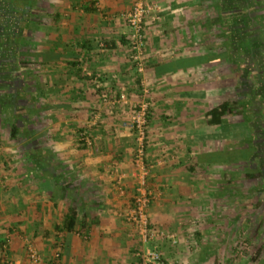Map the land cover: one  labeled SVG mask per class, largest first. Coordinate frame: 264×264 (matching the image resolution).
Returning <instances> with one entry per match:
<instances>
[{"label": "crops", "instance_id": "1", "mask_svg": "<svg viewBox=\"0 0 264 264\" xmlns=\"http://www.w3.org/2000/svg\"><path fill=\"white\" fill-rule=\"evenodd\" d=\"M135 1L33 0L39 25L33 12L25 58H36L40 78L31 76L33 66L25 73L27 89L38 90L33 95L44 106L43 142L39 148L30 145L25 178L19 172L14 182L5 178L6 185L0 184V264H35L30 245L40 264H73L79 254L86 260L93 246L105 253L111 245L114 254L116 244L125 245L127 264H138L143 244L126 214L137 188L132 115L143 101L150 104V222L180 232V218L186 216L181 202L205 195L207 180L199 170L225 159L223 150L209 149L226 137L209 125L208 113L223 102L227 53L235 59L233 86L255 107L252 121L261 125L251 129L264 132V64L257 65L253 49L255 39L264 40V0H151L160 12L145 22L143 75L131 59L127 15ZM69 218L73 225H66ZM192 232L201 240V231ZM80 234H87V241H80ZM181 242L162 243L165 256Z\"/></svg>", "mask_w": 264, "mask_h": 264}, {"label": "rangeland", "instance_id": "2", "mask_svg": "<svg viewBox=\"0 0 264 264\" xmlns=\"http://www.w3.org/2000/svg\"><path fill=\"white\" fill-rule=\"evenodd\" d=\"M35 13L38 15L39 25L40 11L38 7ZM38 25H36L37 30L40 29ZM32 36L36 41L37 37L39 38V33H34ZM37 43L39 45V41ZM26 62L28 63L26 64ZM26 62V69L33 66L31 76L39 79V64L36 63V58L33 61L26 60ZM32 62L33 65H31ZM224 64L226 87L223 102L239 100L238 98L244 93L239 95L233 86L232 60L226 56ZM34 81L33 84L36 83L39 89L40 85ZM241 91L243 90L241 89ZM28 92L30 100L27 105L28 114L24 121L19 122L14 119L12 122H8L0 118V184L3 183V185H6L8 179H12L14 182L13 174L19 172L20 178H25V173H28L26 163L29 155L27 151L30 150L31 144L39 148L43 142L40 113L44 111V106L40 103L39 97L38 100H35L33 95L38 90L33 89ZM237 108L238 114L232 124L238 125L239 130L236 134L244 135L245 127L241 108ZM254 108L250 107L249 109V113L253 117ZM240 125L243 126V129ZM256 125L257 127L261 126L258 125V122L252 121L251 127ZM13 126L19 127L21 130V135L17 140L11 137ZM31 132L34 136H31ZM250 134L252 138L254 136L255 148L250 151L249 161L243 159V152L247 146L246 140L241 136L225 138L219 143L210 145L209 149L223 150L225 154L221 157L225 159L218 166L208 165L203 171L199 170L198 175H203L204 180H207L206 190H203L205 195L201 201L190 202V204L181 202L183 209L186 208L185 211L182 209V213H185L186 216L180 218L183 224L181 226L184 227L181 230L182 233H180L181 231H176V233L179 234L180 239L183 238V242L178 249L170 248L165 251L166 254H170V259L177 260L182 264H204L206 262L208 264H264V132L262 129H258L257 132L252 130ZM36 157H32L33 162H36ZM226 158H231V160ZM208 159L212 160L213 157L210 156ZM190 205L191 210L189 209ZM190 230L191 232H188ZM194 230L201 231V240L193 237L191 233ZM77 237L82 242L87 241V238L85 239L87 234H80ZM136 240L140 243V239ZM193 244H197L199 248L195 245V249H189L188 247H193ZM143 247L142 245L139 248ZM146 247H150V245ZM111 248V245H106V252L101 253L98 248L93 246L86 253V260L79 254L74 256L73 264H127L130 256L125 257V245L116 244V250H113L114 254H110L109 249ZM176 256L177 258H175Z\"/></svg>", "mask_w": 264, "mask_h": 264}, {"label": "built area", "instance_id": "3", "mask_svg": "<svg viewBox=\"0 0 264 264\" xmlns=\"http://www.w3.org/2000/svg\"><path fill=\"white\" fill-rule=\"evenodd\" d=\"M160 7L151 0H136L131 12L127 15V22L131 29L130 48L132 63L141 75L146 72L145 50L147 47L145 36V22L149 15H157ZM107 98V97H106ZM125 101L127 97L122 95ZM150 104L143 101L137 105L132 115V127L137 137V149L135 153V179L136 195L134 203L128 209L126 219L131 224L143 244V248L136 253L138 264H182L177 260L165 256L161 250L162 243L169 242L173 246L179 244V234L155 227L150 222L149 207L153 199V193L148 184L151 168L146 163L147 136L149 127ZM87 145L91 140L82 136ZM150 245V247H146ZM28 256L31 262L40 264L42 258L33 247H28Z\"/></svg>", "mask_w": 264, "mask_h": 264}, {"label": "flooded vegetation", "instance_id": "4", "mask_svg": "<svg viewBox=\"0 0 264 264\" xmlns=\"http://www.w3.org/2000/svg\"><path fill=\"white\" fill-rule=\"evenodd\" d=\"M32 9L33 0H0V118L8 122L28 114L25 57Z\"/></svg>", "mask_w": 264, "mask_h": 264}, {"label": "trees", "instance_id": "5", "mask_svg": "<svg viewBox=\"0 0 264 264\" xmlns=\"http://www.w3.org/2000/svg\"><path fill=\"white\" fill-rule=\"evenodd\" d=\"M243 19V18H241ZM247 19V18H246ZM246 21L244 22V24L241 26V32H243V29L247 28L248 26L245 25ZM248 23V22H247ZM231 26V31L233 29L232 25ZM253 28V27H252ZM249 34L252 33V31L250 30L248 32ZM250 36L252 37V34H250ZM255 39V37H253ZM252 38V39H253ZM248 46H250L249 44H247ZM252 47V45L250 46ZM253 49L256 50L257 55L255 56V60L257 62L258 66H261V64H264V40L261 41V39L258 37L257 39H255V42H253ZM228 56L227 58H230L232 60V63L235 59H233V57H229V53H227ZM244 61H247L248 59H242ZM242 98V99H240ZM240 98H238L239 100L236 101H224L222 103H220L217 107L211 109V111L208 113V117H209V125L211 127H219V129H222L223 132L225 133V137L226 138H238V136H241L242 139L246 140L245 144L247 146L246 150L243 152V159H245L246 161H249V157H250V151L253 150L255 148L254 142H253V138L251 136V123H252V115L251 113H249V109L251 106V104H249V102L247 101V99L243 96V94L240 96ZM237 107L241 108V113H242V118H243V124H244V135H240V134H236L238 129V125H234L233 123V119H235L236 114H238L236 112V109H238ZM241 129H243L241 126ZM239 127V128H240ZM250 134V135H249ZM21 135V130L19 127L13 126L11 128V137L14 140H17ZM228 160H231V158H226ZM227 162V161H226ZM228 163H230V161H228ZM227 164V163H226ZM73 218H69L66 221V225H73ZM71 229V228H69Z\"/></svg>", "mask_w": 264, "mask_h": 264}]
</instances>
